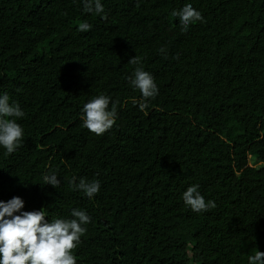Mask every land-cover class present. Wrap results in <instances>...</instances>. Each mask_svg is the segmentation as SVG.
I'll return each instance as SVG.
<instances>
[{
	"label": "trees",
	"instance_id": "1",
	"mask_svg": "<svg viewBox=\"0 0 264 264\" xmlns=\"http://www.w3.org/2000/svg\"><path fill=\"white\" fill-rule=\"evenodd\" d=\"M102 2L106 17L80 0H0V92L25 112L24 142L0 148V199L50 220L86 209L77 264H247L264 251V166L248 165H264V0ZM185 3L206 22L182 30L171 12ZM133 56L159 87L147 110L126 79ZM100 93L117 119L97 136L82 108ZM49 170L60 186L42 185ZM193 183L215 208L184 204Z\"/></svg>",
	"mask_w": 264,
	"mask_h": 264
},
{
	"label": "clouds",
	"instance_id": "2",
	"mask_svg": "<svg viewBox=\"0 0 264 264\" xmlns=\"http://www.w3.org/2000/svg\"><path fill=\"white\" fill-rule=\"evenodd\" d=\"M83 10L95 12L106 17L102 0H80ZM172 17L178 18L182 30L192 24L204 23L202 12L191 3H185L179 9H173ZM93 27L87 20L77 25V31L85 32ZM164 52V49H161ZM178 57V53L176 54ZM129 62L136 65L132 75L127 76L134 89H138L143 97L139 103L141 110H147L151 99L159 94V87L152 73L144 70L139 56H133ZM136 102L135 100L133 101ZM110 104L112 105L111 107ZM83 125L97 136L110 130L117 119V109L112 98L100 93L88 100L82 108ZM25 112L16 101H10L7 91L0 92V148L4 155L17 151L24 142L25 129L18 122ZM56 170L46 171L42 180L44 184L58 187L61 178ZM74 190L82 191L89 199L100 191L99 179H87L73 176L69 181ZM182 200L186 206L197 213L206 212L216 207L214 200L205 199L200 185L193 183L182 192ZM25 200L14 195L0 199V264H77L74 254L82 236L87 232L91 216L86 209L72 208L70 217L47 218L45 207L26 210ZM247 264H264V251L256 249L247 257Z\"/></svg>",
	"mask_w": 264,
	"mask_h": 264
},
{
	"label": "rangeland",
	"instance_id": "3",
	"mask_svg": "<svg viewBox=\"0 0 264 264\" xmlns=\"http://www.w3.org/2000/svg\"><path fill=\"white\" fill-rule=\"evenodd\" d=\"M248 165L254 168H261L264 165L261 162H257L253 155H248ZM193 264V263H190Z\"/></svg>",
	"mask_w": 264,
	"mask_h": 264
}]
</instances>
